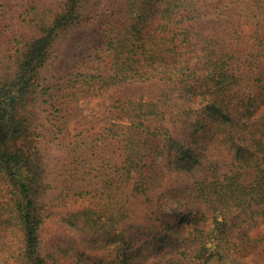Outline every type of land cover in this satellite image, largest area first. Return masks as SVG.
Returning a JSON list of instances; mask_svg holds the SVG:
<instances>
[{
	"label": "trees",
	"instance_id": "trees-1",
	"mask_svg": "<svg viewBox=\"0 0 264 264\" xmlns=\"http://www.w3.org/2000/svg\"><path fill=\"white\" fill-rule=\"evenodd\" d=\"M100 2L30 0L21 34L0 12V264L110 263L85 237L118 264H264V236L250 234L264 223V0ZM105 93L92 157L67 123ZM64 141L74 161L52 165ZM72 193L93 200L61 218L78 236L46 238L49 204Z\"/></svg>",
	"mask_w": 264,
	"mask_h": 264
},
{
	"label": "rangeland",
	"instance_id": "rangeland-1",
	"mask_svg": "<svg viewBox=\"0 0 264 264\" xmlns=\"http://www.w3.org/2000/svg\"><path fill=\"white\" fill-rule=\"evenodd\" d=\"M95 1L100 2L102 0ZM29 2L30 0H0V12L3 16L1 28L7 26L9 31H12L16 34L24 33L26 29L20 23L19 17L21 11L26 6H28ZM102 13L103 10L99 9L97 13L94 14L93 20H90L91 22L89 21L88 25L83 26L81 30H79V33L88 31L89 27L91 29L97 27L101 22L102 15H104ZM65 51V46L60 49V52ZM111 103V98L107 93L101 95L100 97L98 96L89 100H79L77 109L73 111V114L69 117V121L67 123V136H69L68 141L69 143L71 142V146L76 144L78 145V147L85 148V151L87 152L86 154L92 157L100 156V152H98L99 149L94 147V143L97 137V133L109 121L108 116L110 115ZM24 108L25 115L30 122H34V120L37 121V119L32 118V116L34 117V115L32 114L37 112L39 116L36 118H41L42 123H44L45 119L41 111L38 112V109H34L33 106L29 103H27ZM50 130L43 129L46 134L50 133ZM32 131L33 130L31 129V132ZM205 136H207L206 133H204V137ZM33 138L34 136L31 135V139ZM38 141L39 140H37L36 142ZM56 141H59L58 138H56ZM203 142L207 147L205 152L207 151V155L208 157H210V155H212V151L213 153L216 152V143L214 141H211L209 136L208 139L203 140ZM71 153L72 152L69 151L68 145L65 141L62 142V144L52 146L50 149L51 164L57 166L69 165V162L74 161V158L71 157ZM157 170H161L160 166L157 167ZM185 179L191 181L188 177H185ZM163 181L164 185H169L168 187L166 185V187L169 188L168 191H172L175 188L183 189L184 187V184H181V179H175L172 181L168 177H164ZM92 201L93 200L90 196H75L73 195V193L69 196L64 195L62 200L55 199L53 203L49 204V215L43 225V235L46 238H49L57 233L71 234L75 237L78 236V231L67 223L62 222L61 218L66 213V211L88 205ZM250 234L253 238L264 236V223L251 229ZM103 246L104 239L102 237H95V239L91 237H85V240L80 248L88 253L95 251L99 252L102 256L107 255V261L110 262L107 264H118L119 259L116 258L115 252L111 251V249L107 250L106 248H103ZM150 249V247H144L143 249V254L145 257H147L145 258L143 256L145 260H153V258L155 257V252H152V250ZM237 260H239L241 264H260L258 259L253 257V254L246 255L244 256V258H238Z\"/></svg>",
	"mask_w": 264,
	"mask_h": 264
}]
</instances>
